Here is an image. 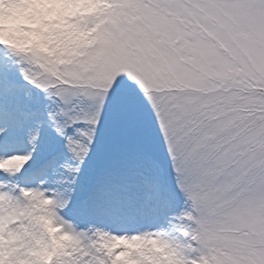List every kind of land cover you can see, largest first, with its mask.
<instances>
[{
    "label": "snow or ice",
    "instance_id": "obj_1",
    "mask_svg": "<svg viewBox=\"0 0 264 264\" xmlns=\"http://www.w3.org/2000/svg\"><path fill=\"white\" fill-rule=\"evenodd\" d=\"M0 264H264V0H0Z\"/></svg>",
    "mask_w": 264,
    "mask_h": 264
}]
</instances>
